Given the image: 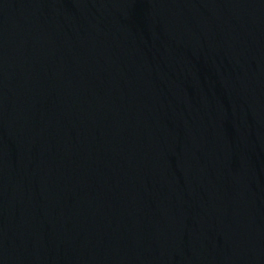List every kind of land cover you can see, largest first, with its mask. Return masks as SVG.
I'll list each match as a JSON object with an SVG mask.
<instances>
[{"label":"water","instance_id":"water-1","mask_svg":"<svg viewBox=\"0 0 264 264\" xmlns=\"http://www.w3.org/2000/svg\"><path fill=\"white\" fill-rule=\"evenodd\" d=\"M0 264H264V0H0Z\"/></svg>","mask_w":264,"mask_h":264}]
</instances>
